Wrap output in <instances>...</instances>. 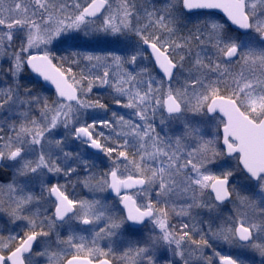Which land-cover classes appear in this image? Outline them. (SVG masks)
<instances>
[{"label":"snow or ice","instance_id":"obj_1","mask_svg":"<svg viewBox=\"0 0 264 264\" xmlns=\"http://www.w3.org/2000/svg\"><path fill=\"white\" fill-rule=\"evenodd\" d=\"M0 264H264V0H0Z\"/></svg>","mask_w":264,"mask_h":264}]
</instances>
